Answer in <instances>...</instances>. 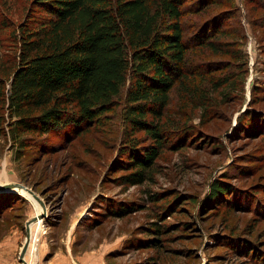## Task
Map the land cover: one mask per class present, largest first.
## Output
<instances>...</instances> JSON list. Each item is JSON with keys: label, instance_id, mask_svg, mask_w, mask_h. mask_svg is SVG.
<instances>
[{"label": "rangeland", "instance_id": "obj_1", "mask_svg": "<svg viewBox=\"0 0 264 264\" xmlns=\"http://www.w3.org/2000/svg\"><path fill=\"white\" fill-rule=\"evenodd\" d=\"M184 4L190 5L182 17L184 36L211 35L225 45L216 53L201 43L189 49L187 65L196 75L175 81L161 118L179 136L158 147L142 182H131L138 171L131 155L155 142L123 120L124 91L98 121L78 130L70 124L22 133L23 147L2 124L0 183L23 184L46 207L48 222L43 217L30 226L27 264L49 258L55 264H260L264 0ZM32 14L38 12L31 0H0V67L11 63L17 26ZM215 184L223 192L212 195ZM28 209L35 215L41 205L25 190L0 191V264H24L19 251ZM10 228L17 237L2 244Z\"/></svg>", "mask_w": 264, "mask_h": 264}, {"label": "trees", "instance_id": "obj_2", "mask_svg": "<svg viewBox=\"0 0 264 264\" xmlns=\"http://www.w3.org/2000/svg\"><path fill=\"white\" fill-rule=\"evenodd\" d=\"M186 1L31 0L38 14L17 26V50L0 67V128L6 122L9 137L23 147L22 133L46 134L70 124L78 130L98 121L124 91L123 120L155 142L131 155L138 168L131 182H142L158 147L179 136L161 118L175 81L196 75L187 65L189 49L201 43L216 53L225 45L211 35L184 36ZM222 190L215 184L211 194ZM255 258L264 264V255Z\"/></svg>", "mask_w": 264, "mask_h": 264}, {"label": "water", "instance_id": "obj_3", "mask_svg": "<svg viewBox=\"0 0 264 264\" xmlns=\"http://www.w3.org/2000/svg\"><path fill=\"white\" fill-rule=\"evenodd\" d=\"M16 188L17 189H24L26 190L28 193H30L41 205V211H39L36 215L31 216L29 218H27V220L25 221L24 224V232H25V239L21 245L20 251H19V259L21 260L22 263L27 264L26 261L23 258V255L26 251L27 245H28V240H29V224L36 220V219H41L43 217L46 216V207L45 204L43 203V201L40 199V197L38 195H36L31 189H29L28 187L24 186L23 184L19 183V182H4V183H0V191H6V190H14Z\"/></svg>", "mask_w": 264, "mask_h": 264}, {"label": "crops", "instance_id": "obj_4", "mask_svg": "<svg viewBox=\"0 0 264 264\" xmlns=\"http://www.w3.org/2000/svg\"><path fill=\"white\" fill-rule=\"evenodd\" d=\"M30 209H28L26 212L27 216L25 217L24 221H23V227H24V224H25V221L27 220V218L31 217V215L33 214V212L31 213L29 211ZM2 216L0 217V220H1ZM22 227V229L24 230V228ZM10 229H13V228H10ZM16 229H13V230H8L7 232H5L4 234V240H3V243L2 244H7L8 242L11 241V239L15 238V236L17 237L16 234ZM25 234V233H24ZM39 256H40V253H39ZM44 264H55L53 262V258H49Z\"/></svg>", "mask_w": 264, "mask_h": 264}, {"label": "bare ground", "instance_id": "obj_5", "mask_svg": "<svg viewBox=\"0 0 264 264\" xmlns=\"http://www.w3.org/2000/svg\"><path fill=\"white\" fill-rule=\"evenodd\" d=\"M15 189H16V188H15ZM15 189H14V190H15ZM23 190H24V189H23ZM25 191H26V190H25ZM26 192H27V191H26ZM29 194H30V193H29ZM37 213H38V212H37ZM37 213H36V214H37ZM36 214H35V215H36ZM32 216H34V215H32ZM36 220H37V219H36ZM36 220H34V221H36ZM39 220H40V219H39ZM34 221H32V222L29 224V230H28V232H29V239H30V226H31V224H32ZM28 242H29V240H28ZM27 247H28V245H27ZM26 249H27V248H26ZM23 258H24V257H23Z\"/></svg>", "mask_w": 264, "mask_h": 264}]
</instances>
